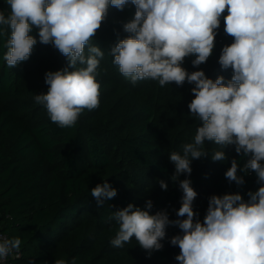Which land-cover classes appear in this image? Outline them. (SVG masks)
<instances>
[{
	"label": "clouds",
	"instance_id": "obj_1",
	"mask_svg": "<svg viewBox=\"0 0 264 264\" xmlns=\"http://www.w3.org/2000/svg\"><path fill=\"white\" fill-rule=\"evenodd\" d=\"M9 6L5 16L0 10V36L7 35L4 61L10 68L27 61L37 43L31 35L38 30L39 42L52 45L68 61V66L45 73L46 93L35 102L47 110L52 123L65 129L76 125L84 110L99 107L100 84L96 79L104 52L91 41L108 16L110 7L122 11L135 6L134 17L123 24L126 38L111 47L110 55L119 72L133 84L151 79L161 87L175 83L193 84L194 98L187 105L189 115L200 124L192 142L173 151L169 160L175 171L173 182L182 190L177 217L170 220L166 210L151 214V200L145 209L128 204L112 212L119 229L113 247L122 248L135 241L149 254L163 248L168 226H178L182 234L170 239L178 246L179 264H264V0H4ZM224 32L233 38L223 46L218 63L232 69L225 80L206 76L203 70L189 73L182 65L187 57L198 67L212 56L222 14ZM69 68L72 70L69 71ZM205 142L220 150L209 155ZM233 146L245 162L233 158L226 179L237 186L254 172L261 186L247 193L213 195L203 221L196 218L193 201L197 192L190 179L192 161L210 156L212 161L228 159L225 149ZM167 190L164 180L158 181ZM97 205L116 197L117 190L107 180L91 190ZM20 238L0 235V262L20 255ZM29 264H35L30 260ZM54 264H67L56 259ZM72 264H75L73 259Z\"/></svg>",
	"mask_w": 264,
	"mask_h": 264
},
{
	"label": "trees",
	"instance_id": "obj_2",
	"mask_svg": "<svg viewBox=\"0 0 264 264\" xmlns=\"http://www.w3.org/2000/svg\"><path fill=\"white\" fill-rule=\"evenodd\" d=\"M5 16L9 6L0 0ZM135 6L122 11L110 7L107 18L92 39L104 52L96 79L100 84L99 107L84 110L75 126L60 129L52 123L47 110L35 102L37 94L46 93L45 73L68 66V61L52 45L39 42L38 30L31 56L10 68L3 56L7 35L0 36V229L10 238H20L21 257L10 264H54L64 259L67 264H179L180 253L170 239L182 234L170 225L163 248L150 254L141 249L133 237L122 248L113 247L119 225L112 212L133 204L145 209L151 200V214L166 210L170 220L177 217L182 190L171 180L174 165L169 160L173 151L182 153V145L192 142L200 122L189 115L187 105L194 98L193 84L161 87L158 81L146 79L133 84L113 63L110 49L126 38L123 24L134 17ZM222 14L215 48L206 63L194 67V57H187L183 67L189 72L203 70L215 80H228L232 69L218 63L223 46L233 38L224 32ZM72 69L69 68V71ZM211 155L220 150L205 142ZM225 161H212L210 156L193 160L188 178L197 192L193 201L196 218L203 221L213 195L247 193L261 186L254 172L244 176L245 183H230L225 172L233 158L243 168L244 160L234 147L225 149ZM107 182L117 190L116 197L97 205L91 190ZM168 184L162 190L158 181Z\"/></svg>",
	"mask_w": 264,
	"mask_h": 264
},
{
	"label": "built area",
	"instance_id": "obj_3",
	"mask_svg": "<svg viewBox=\"0 0 264 264\" xmlns=\"http://www.w3.org/2000/svg\"><path fill=\"white\" fill-rule=\"evenodd\" d=\"M0 235H3V236H5V237H8V238H10L9 237V235L5 232V231H3V230H1L0 229ZM19 257H21V251H20V255H19ZM18 257V258H19ZM17 257L15 256V255H10L5 261H3V262H0V264H10L14 259H16Z\"/></svg>",
	"mask_w": 264,
	"mask_h": 264
}]
</instances>
